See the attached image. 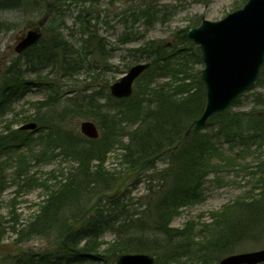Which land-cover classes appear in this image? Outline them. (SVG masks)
<instances>
[{
	"label": "rangeland",
	"instance_id": "obj_1",
	"mask_svg": "<svg viewBox=\"0 0 264 264\" xmlns=\"http://www.w3.org/2000/svg\"><path fill=\"white\" fill-rule=\"evenodd\" d=\"M246 1L248 0H100L93 4L66 3L61 12L52 15L46 14L45 5L40 1L21 3V6L11 11L0 10V83L16 62H19V67L24 72V79L33 81L28 85L29 90L24 98L0 119V134L5 133L7 127L16 129L23 123L33 121L30 116L35 114L36 106H43L49 98L45 87L36 84L38 75L48 76V80L58 78L61 90L68 97L75 94L73 90H77L74 96H81L104 86L107 80L112 82L119 79L134 64L126 67L130 50L146 47L151 43L155 48H166L161 52L163 55L171 52L170 50L174 52L173 49L183 54L186 62L181 68L186 69V89L194 90L198 84L197 74H201L204 64L197 59V52L201 53V50L188 39V31L198 26L203 18L210 21L221 20L228 13L241 8ZM37 26H41L46 43L54 35L61 33L71 43L74 52L80 53L83 61L76 70L68 65L69 74L63 75L59 67L41 64L33 69L29 67L28 56L19 54L20 58L18 57L15 50L18 38ZM178 54L172 59L174 65H178L181 60ZM152 70L155 84L170 80V75L168 78H159L157 75L160 71L157 68ZM134 90L135 99L139 102L144 89L135 84ZM258 95H264V80L260 83L259 79L251 90L240 95L228 108L229 111H249L254 107V100ZM55 101L56 99H50L51 108L55 107ZM61 102L62 99L59 100ZM105 102L106 99L102 98L98 104L102 106L101 109L98 105L95 106L98 109L94 110L97 114L94 116L87 113L81 115L78 111L83 113V109L78 110L70 104L71 110L68 112L71 115L65 117L60 124L63 129L76 136L75 139L80 138L89 143L87 139L90 138L82 134L80 124L83 120H91L99 129V137L96 138L97 142L90 145L99 147L112 141L104 163L91 164L93 172L97 165L100 166L99 174L94 172L97 182H88L86 195L76 204L68 205L62 214L67 218L64 221L71 227L62 224L44 236L23 242L11 226L16 218L17 226H26L45 204L51 189L62 186L69 176L76 173L78 161L71 155H65L63 147H56L54 143L48 142V137L43 132H38L32 136L30 147L23 152L24 169L21 172H27L25 178L23 175L18 179L15 173V167L19 166L16 161L18 154H13L10 157H14L13 159H7L3 163L6 187L0 198V264H11L15 255L22 252L39 254L37 260L44 252L58 255L57 245L67 229L81 225L89 215L98 214L100 221L106 225L100 239L101 251L106 250L115 239V228L123 221L139 219L145 222L154 218V206L168 189L167 166L171 157L154 155L147 158L143 166L132 167L124 157V150L128 137L139 122L130 114L131 110L128 109L129 114L119 113L116 102L106 106ZM108 116L110 121L104 118ZM210 123L201 132L211 134L218 149L212 154L210 161L213 170L205 177L198 201L180 207L170 222L171 226L186 227L191 239L198 244L203 242L200 246L205 249L207 243L203 239L213 236L209 232L218 229L215 225L216 217H238L243 210L255 207L253 217L259 220L254 222L253 230L249 227L250 232L231 246L223 247L226 249L221 250L222 247H215L213 244L209 246L210 257L206 264H213L216 259L220 261L230 254L264 249V144L246 141V137L241 138L234 127L232 129L235 134L229 133L231 136H226V128H220V120H212ZM243 129L245 131L240 133H251L246 130V124ZM154 164L156 165L152 168ZM215 249L220 251L217 256ZM224 250L230 251L223 252ZM57 255H51L46 258V262L41 261L39 264H107L103 259L61 260L62 255Z\"/></svg>",
	"mask_w": 264,
	"mask_h": 264
},
{
	"label": "trees",
	"instance_id": "obj_2",
	"mask_svg": "<svg viewBox=\"0 0 264 264\" xmlns=\"http://www.w3.org/2000/svg\"><path fill=\"white\" fill-rule=\"evenodd\" d=\"M40 1L45 5L46 14L52 15L61 12L62 6L66 3L93 4L100 0H0V10L11 11L21 6V3H38ZM60 35L61 33L54 35L47 43L43 36L37 44L20 55L28 56L29 67L33 69L44 64L53 68L59 67L63 75H67L69 74L68 65L76 70L83 60L80 53L74 52L71 43ZM149 46L131 49L129 58H127L126 67L142 60L151 62L150 68L136 82L140 88L144 89L139 102L134 96L137 89L129 98L112 97L109 92L111 83L109 80L104 86L94 88L90 93L74 96L77 90H73L75 94L68 97L65 91L61 90L58 78L48 80V76L38 75L36 84L45 87L49 96L44 105L36 106L35 114L30 116L33 121L37 122L38 128L35 131H26L20 127L16 129L7 127V131L0 134V198L6 187L3 163L7 159H13L14 157L10 158L13 154H18L16 161L19 166L15 167V173H17L18 179L23 175L25 178L27 172L24 174L21 172V169H24L23 152L32 144V136L35 133L43 132L48 137V142L63 147L65 155H71L78 161L76 173L69 176L62 186L51 189L45 204L26 226H17V218L13 221L11 227L23 242L37 236H44L62 224L71 227L64 221L67 218L62 216L63 212L67 210L68 205L76 204L82 196L86 195L88 182L91 180L93 183L97 182L94 172L98 175L100 166L97 165L96 171L93 172L91 164L93 162H97L99 165L104 163L108 146L112 144V141L110 144L106 142L99 147H94L90 144L97 142L98 139H87L89 143L81 141L80 138L75 139L76 136L74 137L73 134L63 129L60 124L63 123L65 117L71 115L68 112L71 110L70 104L78 110L83 109V113L78 111L81 115H85V113L89 116L97 115L94 112L95 106L101 102L102 98L106 99L105 104L103 103L105 106L108 103L116 102L118 106L116 109L119 113L127 112L129 114L128 109L131 110L130 114H133L132 116L139 122L138 127L128 137L129 141L124 150V157L132 167L143 166L147 162V158L154 155L155 157L164 155L171 157L167 166L169 167L167 169L169 170L167 172L168 189L162 193L161 198L155 204L154 218L151 221L142 222L139 219L123 221L116 226V237L104 251L100 250V239L106 225L100 221L98 214L97 216L89 215L81 225L67 229L56 248L58 255H62L61 260L103 259L107 264H114L119 254L147 252L156 257V264H174L175 262L177 264H192V262L193 264L197 262L206 264L210 257L209 246L213 244L215 247H222L221 250L226 249L223 247L231 246L250 232L249 227L252 230L255 227L254 222L259 220V218L254 219L253 217L252 211L255 210V207H249L246 209L247 211L243 210V213L238 217L232 215L226 218L216 217L215 225L218 229L209 232L213 233V236L203 239L207 243L204 249V246H200L203 242L198 244L191 239V234L186 227L171 226L170 222L180 207L198 201L205 177L211 169L213 170L210 165L212 154L216 153L218 149L213 137L207 132L203 133L198 130L188 136L185 135L192 121L200 115L203 105L204 85L200 72L197 74L196 82L198 84L194 90L186 89V85H188L186 69L181 68L186 62L183 54H180L179 50L173 49L174 52L170 50L171 52L163 55L161 52L166 49L163 46L155 48L152 43ZM176 54L181 57L178 65H174V61H172ZM20 55H18L19 58ZM197 55V59L201 61L200 52H197ZM19 66V62L14 63L0 83V119L11 112L13 106L24 98L25 93L29 90L28 85L33 82L24 79V72ZM156 68L160 71L157 77L168 78L170 75V80L155 84L152 69ZM262 80H264V66L260 83ZM179 97L180 99H178ZM257 97L254 100V107L249 111L231 112L227 109L215 115L211 121L220 120V128H226V136H231L229 133L235 134L232 129L234 127V130L242 136L241 138L246 137V141H256L259 145H263L264 95ZM50 99H56L53 108H51ZM61 99L62 102L59 103ZM83 103L84 105H82ZM104 118L110 121L109 116ZM245 124L247 125L246 130L251 131L246 135L240 133L245 131L243 129ZM21 152L22 155H20ZM228 251L230 250L226 252ZM217 252L220 251L215 249L216 256ZM24 255L26 256L24 257ZM37 255L39 254L34 252L29 254L22 252L15 255L11 264H39L41 261L46 262L47 257L57 254L44 252L38 259L39 261L36 258ZM213 264H219V260L216 259Z\"/></svg>",
	"mask_w": 264,
	"mask_h": 264
},
{
	"label": "water",
	"instance_id": "obj_3",
	"mask_svg": "<svg viewBox=\"0 0 264 264\" xmlns=\"http://www.w3.org/2000/svg\"><path fill=\"white\" fill-rule=\"evenodd\" d=\"M42 37L40 27L29 29L19 37L15 47L22 53ZM188 37L199 44L204 68L202 81L205 85L204 103L199 117L189 126L186 134L204 127L217 113L226 110L236 98L251 89L259 79L264 65V0H248L240 9L229 13L219 21L203 19L202 23L188 32ZM150 66L149 62L133 65L120 79L110 84L111 95L129 97L134 82ZM32 122L23 129H35ZM81 132L98 138L99 130L90 120L80 124ZM264 262V249L231 254L220 264H259ZM114 264H156L149 253H122Z\"/></svg>",
	"mask_w": 264,
	"mask_h": 264
}]
</instances>
